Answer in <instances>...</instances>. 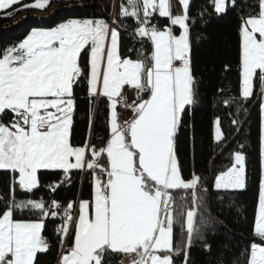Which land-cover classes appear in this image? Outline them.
Here are the masks:
<instances>
[{"label": "snow or ice", "instance_id": "snow-or-ice-1", "mask_svg": "<svg viewBox=\"0 0 264 264\" xmlns=\"http://www.w3.org/2000/svg\"><path fill=\"white\" fill-rule=\"evenodd\" d=\"M51 3L0 0V11L44 10ZM193 7V0H122L111 22L67 19L48 29L33 28L0 51V172L8 178L0 192V264H38V254L51 250L47 223L57 220L59 264H109L113 254L132 257L131 264H176L179 256L188 264L193 240L212 221V198L246 189L244 144L231 153L229 166L213 170L211 177L195 168L185 175L178 155L185 117L200 102ZM238 9V95L223 89L219 94L226 107L237 106L230 121L237 132L245 105L259 100V204L246 264H264V0H206L198 17ZM129 27V38L143 49L136 58L121 52L123 30ZM82 82L89 134L75 145V89ZM129 88L136 93L131 104ZM101 101L107 134L97 143L93 105ZM120 108L130 110L131 118L122 120ZM214 123V143L222 155L230 142L221 119ZM75 173L91 177L90 199H57ZM48 174L60 178L44 185L42 176ZM41 189L47 198L36 197Z\"/></svg>", "mask_w": 264, "mask_h": 264}, {"label": "trees", "instance_id": "trees-1", "mask_svg": "<svg viewBox=\"0 0 264 264\" xmlns=\"http://www.w3.org/2000/svg\"><path fill=\"white\" fill-rule=\"evenodd\" d=\"M32 3L33 0H24ZM122 0H52L44 10L27 9L16 11V7L0 12V51L23 40L33 28L48 29L71 18H105L110 21L118 12ZM206 0H193L192 15L196 22L192 27L193 64L198 77L200 102L194 112H189L187 123L181 129L177 141L178 155L188 175L193 168L211 177L213 170H219L230 164L231 153L244 144L243 151L247 156L246 189L225 193L224 198L213 197L210 205L212 221L201 228V237L193 240L189 251L188 264H246V249L253 240V227L259 204V132L260 110L259 100L245 105L246 113L239 114L243 122L239 132L231 124L237 115V106L226 107L219 90L223 89L228 96L238 95V52L240 16L237 11H229L227 15L200 19L198 11ZM254 3V0H246ZM161 24L166 23L160 20ZM124 24L132 25V20ZM132 27L123 30L121 52L136 58L142 51L141 45L129 38ZM129 49H135L129 52ZM87 57L82 54V63ZM225 65L228 69L225 70ZM77 110L74 116V133L72 142L82 144L89 134V102L86 84L81 83L76 89ZM94 127L93 139L99 142L106 136V105L103 101L93 105ZM221 119L222 128L228 136L230 146L221 155L214 143L215 120ZM194 137V155H193ZM213 158L215 162L213 163ZM81 173H75L70 187L65 186L56 193L62 201L90 199L91 177L81 180ZM58 174L42 176V183L47 185L59 179ZM7 177L0 172V192L4 190ZM46 189L36 192V197L47 198ZM182 195V194H181ZM190 206V205H189ZM25 216L26 214H18ZM57 224V223H56ZM56 224L47 223L44 235L51 243V250L38 254V264H59L61 249L58 246L53 229ZM179 241V226L177 227ZM210 245V251L205 248ZM123 254H113L109 264H122ZM176 264H183V257H176Z\"/></svg>", "mask_w": 264, "mask_h": 264}, {"label": "built area", "instance_id": "built-area-1", "mask_svg": "<svg viewBox=\"0 0 264 264\" xmlns=\"http://www.w3.org/2000/svg\"><path fill=\"white\" fill-rule=\"evenodd\" d=\"M111 20H112V18H111ZM110 22H111V21H110ZM132 31H133V29H132ZM126 98H127V101H128L129 104L133 103L134 100L136 99V93H135V91L132 90V89L127 90V91H126ZM119 111L121 112V119H122V120H123V119H130L131 116H132V113H131L130 110H125V109H123V108H120ZM86 176H88V175H87V174H82V176H81V180L83 181V180L85 179ZM78 200H80V199H78ZM78 200H77V201H78ZM56 223L59 224L60 221L57 220ZM61 252H62V249H61Z\"/></svg>", "mask_w": 264, "mask_h": 264}, {"label": "crops", "instance_id": "crops-1", "mask_svg": "<svg viewBox=\"0 0 264 264\" xmlns=\"http://www.w3.org/2000/svg\"><path fill=\"white\" fill-rule=\"evenodd\" d=\"M24 1V0H23ZM0 12H2V11H0ZM110 21H111V19H110ZM109 21V22H110ZM130 89V88H129ZM129 89H127V90H129ZM126 90V91H127ZM130 259L127 261V258L125 257V259H124V261L122 262V264H131V259H132V257H129Z\"/></svg>", "mask_w": 264, "mask_h": 264}, {"label": "rangeland", "instance_id": "rangeland-1", "mask_svg": "<svg viewBox=\"0 0 264 264\" xmlns=\"http://www.w3.org/2000/svg\"><path fill=\"white\" fill-rule=\"evenodd\" d=\"M214 131H215V126H214ZM239 191H241V190H239ZM129 257H130V256H126L127 261L130 259Z\"/></svg>", "mask_w": 264, "mask_h": 264}]
</instances>
